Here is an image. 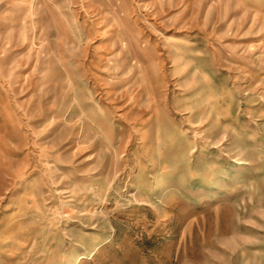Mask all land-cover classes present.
<instances>
[{
	"label": "rangeland",
	"instance_id": "rangeland-1",
	"mask_svg": "<svg viewBox=\"0 0 264 264\" xmlns=\"http://www.w3.org/2000/svg\"><path fill=\"white\" fill-rule=\"evenodd\" d=\"M0 264H264V0H0Z\"/></svg>",
	"mask_w": 264,
	"mask_h": 264
}]
</instances>
